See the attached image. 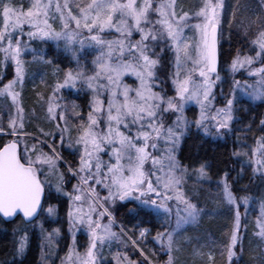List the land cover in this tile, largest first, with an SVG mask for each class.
<instances>
[{
  "label": "snow or ice",
  "instance_id": "1",
  "mask_svg": "<svg viewBox=\"0 0 264 264\" xmlns=\"http://www.w3.org/2000/svg\"><path fill=\"white\" fill-rule=\"evenodd\" d=\"M175 3L176 0H91L86 4L69 0L63 3L28 0L25 5L23 0L18 4L0 0V66L6 67L9 62L15 66L13 79L3 83L0 78V97L11 101L7 111L0 112V216L12 218L22 213L24 221L29 223L45 211L49 217L54 216L55 208L49 205L45 209L44 202L46 187H51L49 176H55L56 192L68 199L69 232L80 226L86 229L89 238L83 254L70 247L65 257L57 255L60 264H113V261L115 264H152L142 250L143 262L130 258L127 253L117 252L112 260L104 256L105 246L119 240L123 234L122 228L120 234L114 230L115 221L109 210V205L117 200H134L138 209L146 214L162 217L161 229L153 239L168 257L165 264H175L172 255L175 236L185 225L196 223L204 211L199 205L198 189L189 192L183 186L190 181L199 185L207 179V166H185L178 158V150L193 129L219 138L232 131L235 98H227L220 108L213 104L214 84L220 79L218 42L225 37L224 4L222 0H203L196 13L198 22L191 24L187 13L176 12ZM258 7L264 13V0H258ZM53 9L63 24L61 31H55L49 22ZM232 15L234 19L235 12ZM71 22L76 30L68 31ZM231 23L228 21L229 28ZM188 28L194 29L198 37L194 57L189 53L192 45L186 42ZM251 28L249 25L245 29L246 37ZM106 32L116 34L115 38L105 39L102 34ZM227 35L230 39L231 31ZM25 36L28 41L24 40ZM34 40H63L65 50L73 53L77 64L85 40L89 47L98 49L91 76L70 70L63 82H58L53 89L54 95L61 89H76L82 81L87 82L92 93L90 111L86 121L81 116L75 136L67 126L66 110L57 112L60 105L53 97L48 98L44 117L48 128L41 126L36 130L37 135L26 128L21 91L17 88L22 89L25 80L22 55L31 50L29 43ZM250 42L255 46V57L240 59L237 56L231 67L235 72L248 65V74L259 79L253 84L245 82L243 86L235 81V87L253 101H264V66L252 68L256 58L264 64V23L258 26ZM76 43L81 46L79 50L74 47ZM167 52L174 54L177 69L172 81L174 94L155 90L158 87L156 70ZM181 71H184L183 76ZM213 73H217L214 79ZM126 77H134V80L128 83ZM190 104L198 106L199 110L191 120L185 114ZM261 131L264 132V120ZM57 139L61 147L66 145L78 157L76 166L68 167V173L77 179L70 193L62 187L66 177L60 170L62 156L56 151ZM45 146L49 151L44 150ZM105 155L107 161L103 159ZM245 155L249 157L253 176L264 181V135L254 138V146ZM149 162L151 169H146ZM219 183L221 199L233 214V227L221 255L226 257L227 264H238L243 252L241 209L246 210L250 200L246 192H234L227 173ZM105 217L107 223H102ZM256 225L255 235L261 241L257 245L256 260L257 264H264V197H261ZM150 233L149 228L139 231L140 237ZM60 235L59 228L45 232L41 226L44 264H49L46 256L52 255L49 249L59 243ZM27 247L25 234L14 246V258L22 259ZM208 260L215 264L212 254L208 255ZM51 264H55V260Z\"/></svg>",
  "mask_w": 264,
  "mask_h": 264
},
{
  "label": "rangeland",
  "instance_id": "2",
  "mask_svg": "<svg viewBox=\"0 0 264 264\" xmlns=\"http://www.w3.org/2000/svg\"><path fill=\"white\" fill-rule=\"evenodd\" d=\"M179 0H176L175 3V10L178 14L180 13H187L188 16L191 18L190 23L195 24L198 22V17L196 16V13L198 12L199 8L202 6L203 0H180V4H178ZM222 0V3L224 4L223 9V19H222V25L225 32V37L223 40H220L222 55L225 56L226 53H229V55L225 56L224 59V65L222 66L221 73L219 74L220 79L215 81L213 92L215 94V100L213 101V104L216 108H220L223 106L224 102L227 98L234 97L237 103L235 104L234 108V116L235 120L232 123V131L229 133V135H232L235 133V137H237L238 133L235 132V130H238L241 126L238 125V119L236 117V109L246 108V104H244V101L250 102L252 104H257L260 102V100L253 101L249 96H247L244 92H241L239 88L235 87V81H240L241 86L247 82V84H253L255 81L259 79V77H253L248 74V65H245L244 68H239L235 72L232 71V61L237 58V56L240 57V59H243L246 56H252L255 57V46L251 44V39L253 37V34L255 33L256 29L261 23H264V13L260 12V9L258 7V0ZM5 2H8V0H5ZM13 3L18 4L20 3V0H12ZM64 0H60V3H63ZM70 3H77V2H83V3H89L91 0H69ZM23 3L25 5L28 4V0H23ZM239 5V7H238ZM255 5L258 7V11H255L257 15H259V19H257V16L254 15ZM73 11H76L75 8ZM233 12H235V18L233 19ZM0 20H2V17H0ZM228 21H232L231 28H229ZM49 22L52 24L55 31H61L63 29V24L61 20L58 18V14H55V9L52 10V16H50ZM249 25H252V28L249 30L248 36H245V29L248 28ZM26 27V26H25ZM68 31L76 30L74 22L70 23ZM80 31V30H77ZM231 31L232 36L229 39L227 33ZM84 35H87L86 30H83ZM105 39H114L116 34H109V33H103L102 34ZM83 38V37H82ZM186 42L192 45V47L189 49V53L191 56H195V41L198 39L197 34L195 33V30L192 28L186 29ZM46 42V41H45ZM49 43H51L52 48L54 50V54H56V57L59 59H62L67 62L68 64V71H72L75 73L76 71L80 70L86 73V75L91 76L93 74V71L95 69V65L93 63L95 56L98 54V49L96 47H89L88 41L85 40V44L83 47V50L80 52V60L79 64H77L76 60L73 58V53L66 51L64 46V41L61 40L59 42L55 40H48ZM77 50L81 48L79 43H76L74 46ZM43 57V59H41ZM172 63L171 67H169V74L168 78H165L163 73L164 71H161L160 73L157 72V83L158 87L155 89L159 91L160 89H163L165 92L169 94H174L175 86L173 84V76L176 72V66H175V58L174 54L172 56ZM22 60L24 61V71H25V80L23 83V88H17V91H21V98L20 102L23 107V96L22 91L27 85V81L31 78V72L33 66H36L40 68L41 70H44L43 74H49L50 78L52 79V83L55 87V85L59 82H63L64 75L68 72H60L61 65L62 64H56L53 66L54 70H49L48 65H50L49 57L44 55V52H39L35 50H29L23 53ZM43 68L44 66H46ZM264 66L262 64L260 58H256L253 61L252 68H258ZM158 70V69H157ZM156 70V71H157ZM53 71V72H51ZM48 72V73H47ZM51 72V73H50ZM184 75V71H181V76ZM52 76V77H51ZM215 77H213L214 79ZM196 79L199 80L200 78L198 75L196 76ZM126 82L132 83L134 80V77H126ZM40 84H42L40 82ZM84 89V90H82ZM87 94V103H86V112H80L79 110L75 109V106L73 105V102L69 101V97L73 95L72 97H82L84 94ZM66 97H68L66 99ZM53 99L56 103L60 105L59 108H57V112L66 110V119L68 120V127L71 129L72 136L76 135V125L81 122V116L83 117V120H87L88 113L90 111V105L92 101V93L87 87V82L82 81L80 84H78L76 89H69L64 88L60 91L56 92L53 96ZM10 98L5 99L3 97H0V112L7 111L8 105L10 104ZM47 104L48 102L43 101L39 106L41 107L39 109V115L42 120L47 122V120L44 119L46 110H47ZM24 108V107H23ZM198 106L190 104L186 109V116L189 120L192 119L193 115H198ZM76 113H80V116H77ZM25 115V125L26 127L29 125L30 121L33 120L35 117H37V112L26 114ZM75 122V123H74ZM38 126L36 129H39L41 126L44 127V123L42 124L37 120ZM167 123V121H166ZM45 128V127H44ZM193 132H197L196 129L192 130ZM201 134L204 138L211 137L214 140H224L226 137H229L227 135L224 138H219L214 135H204L203 132H197ZM186 138V137H185ZM23 139V138H22ZM28 138L29 147H31V141ZM65 139H68V135L65 134ZM185 140V139H184ZM183 143V142H182ZM181 143V145H182ZM180 145V147H181ZM254 146V141H244L240 143L238 142V160H239V166L241 167L240 172L243 173L244 170L249 166L248 159L249 157L245 155L249 151L251 147ZM24 143H21V149H23ZM39 147V145H37ZM69 149V148H68ZM45 151H49L47 146L44 148ZM180 150V148H179ZM178 150V152H179ZM57 151V148H56ZM70 153L73 155V158L75 160V166L77 164V154L74 153L72 150H70ZM58 152V151H57ZM59 153V152H58ZM105 161L108 160L107 155L103 157ZM63 160V158H62ZM64 161V160H63ZM61 163V162H60ZM201 164H204L202 162H198L190 167L196 168L199 167ZM206 165V164H205ZM71 166L68 163H66L63 167L60 164V170L64 172L66 179L64 180L62 187L65 191L71 192L74 185L77 184V179L71 177L70 173H68V167ZM207 166V165H206ZM146 169H151V162L146 164ZM62 168V169H61ZM208 169V178L202 181L199 185H194L191 181L184 185V189L186 191H193L195 189L200 190L201 192H197L198 200L200 196L202 197L201 203L199 204L200 207L203 208L205 211V207H208V200H211V204L215 205L214 208L220 205V202L224 205V208L227 212L229 211V206L226 202H224L221 199L220 193L222 190V185L219 183L221 180L218 181H210L209 179V168ZM153 179H155L153 177ZM224 179V178H223ZM57 183V178L55 176L50 175L49 176V184L51 187H46L49 193V202L48 205H51L55 208V215L52 217H49L47 212H43L42 216L36 222L32 225V227H27V229L23 228L27 236L30 234L31 239H34L37 244L39 245V263L44 264V261L41 259V226L47 231H51L53 228H59L61 230V235L58 237L59 243L57 245L52 246L49 251L52 253L51 256H46V259L48 260L49 264H51L52 260H55V264H60V260L56 259V256L59 257H65L66 254L69 251V248L72 247L74 249V252H79L80 254H83L86 250V247L89 242V238L87 235L86 229L76 226L73 229V232H69V225H68V217L67 212L69 209V203L66 196L60 195L56 192L55 185ZM230 183V182H229ZM231 185V183H230ZM99 190V189H98ZM201 193V195H200ZM103 194V193H102ZM219 200L218 202H215L216 200ZM127 204L132 205L130 208V212L128 214V217H130L129 225L126 229H123L121 224L118 222L117 217L114 215L115 212L118 211V208L121 206H126ZM47 207L45 209H47ZM85 210L87 208V205H84ZM109 210L114 218L115 224H114V230L120 234L121 228L123 229V234L120 236L119 240H113L110 245L105 246L103 249L104 256L107 260H112V256L115 255L117 252H120L121 254L127 253L130 258L138 260L143 262L144 257L140 255V250H142L145 255L149 257L152 264H165V261L167 260V256L165 255L164 251L161 250V247L159 243H157L153 237L155 236L157 230L161 229L162 224V217H158L154 214L148 213L146 214L144 210L138 209V204L134 200H127L124 202H121L117 200L115 204L109 205ZM204 211L198 221L203 219L204 217ZM215 214V213H214ZM145 215H147V218L145 219ZM115 216V217H114ZM260 216V208L258 204L252 199L251 204L244 210V208L241 209V233H244V224H247L248 221H250L252 225V228L254 229V232L258 231L256 221ZM209 218V217H208ZM197 221V222H198ZM196 222V223H197ZM102 223H107V217H105L102 220ZM195 224V223H194ZM194 224H188L185 225L184 228L181 230L179 234L175 236V244H174V252L179 251V247L183 246L186 242L185 239V228ZM141 228H149L151 230L150 235L146 237H140L139 231ZM231 230V229H230ZM183 233V234H182ZM73 236L75 238V244L73 243ZM228 236V235H227ZM258 239V236H256ZM29 241V236H28ZM133 241L135 242V245H133ZM258 241V240H257ZM259 244L258 242H256ZM174 256V255H173ZM208 263L211 264V261L208 260ZM113 264H115V261H113Z\"/></svg>",
  "mask_w": 264,
  "mask_h": 264
},
{
  "label": "trees",
  "instance_id": "3",
  "mask_svg": "<svg viewBox=\"0 0 264 264\" xmlns=\"http://www.w3.org/2000/svg\"><path fill=\"white\" fill-rule=\"evenodd\" d=\"M178 4H180V0ZM254 15L257 16L256 12H254ZM112 34L114 35V33ZM136 38H138V36ZM24 40L28 41L27 36L24 37ZM29 49L39 52L43 51L44 55L49 57V70H54L53 66L56 64H62L60 72L68 71L69 67L67 62L56 57L52 45L48 41H31L29 43ZM227 55H229V53L225 54V56ZM172 56V52H167L157 68V72L159 73L164 71L163 75L165 78L169 77V67H171L173 60ZM225 56H222V66L225 64ZM45 67H47V65L43 68ZM31 68L33 69L31 78L27 81V85H25L22 91V96L24 102L23 107L26 114H35L37 112L38 116L31 120L26 127L33 135H37V120L42 124L44 123L45 128H48V123L40 118L39 109L41 107L39 104H41L42 99L48 102V98L54 96V85L49 74L41 73L44 70L36 66ZM14 76L15 66L11 64V62H9L6 67L0 66V78H2L3 83L13 79ZM40 82L42 84H40ZM72 96L73 95L68 97L69 101L73 102L75 109L79 110L81 113L86 112V92L82 97ZM244 104H246L245 109L241 107L236 109L238 125L241 126L238 130H235V132L238 133L237 137H235V133H233L232 135L228 134L229 137H226L224 140H214L210 136L204 138L195 131L183 141L178 152V158L185 166L189 167L198 162L206 164L209 168V179L213 182L223 179L225 173H227L228 181L231 183L234 192L238 194L246 192L250 204L253 199L260 208L261 197H264V181L253 176L250 166L241 173L238 155H235V153H238L239 141L240 143L243 142V140L246 142L254 141V138L264 135V132L261 131V121L264 120V102L254 105L244 101ZM58 112L60 111L58 110ZM29 140L31 141V139ZM49 143H52V141L49 140ZM55 144L57 151L61 154L63 159L67 161L69 165L75 167V160L68 147L66 145L61 147L58 139ZM61 166L63 167V165ZM198 192L201 191L198 190ZM201 200L202 197L200 196L199 204ZM215 202L219 203V200L217 199ZM207 203L208 207H205L203 219L185 228L183 233H185L186 242L182 247L180 246L178 248V252H174L175 264H209V254L214 256L215 264H227L226 257L221 255V251L224 241L227 239V235L233 227V214L225 210L222 202H220V205L216 208H214L215 205H213V203L211 204V200H208ZM131 207L132 205L130 204L121 206L118 208V211L114 213L118 221L126 228L130 221L128 214ZM146 218L147 215H145V219ZM248 223L251 222L248 221ZM248 223L244 224L245 230L244 233L241 234L243 237V252L239 257L238 264H257V245H259L261 241L259 237L257 239L252 225ZM27 227L32 226L24 225L23 222L18 219L11 223H5L0 219V262H3V264H40V248L34 239L30 240L32 235L30 233L28 235V247L26 248L23 258H14V246L19 238L25 235L22 229H27Z\"/></svg>",
  "mask_w": 264,
  "mask_h": 264
},
{
  "label": "bare ground",
  "instance_id": "4",
  "mask_svg": "<svg viewBox=\"0 0 264 264\" xmlns=\"http://www.w3.org/2000/svg\"><path fill=\"white\" fill-rule=\"evenodd\" d=\"M255 2H257L256 0H254ZM255 10H254V12L255 11H258V7H257V5H255ZM219 48H220V70H219V73L218 74H220L221 73V69H222V50H221V45H220V41H219ZM213 77H215L216 75H212ZM68 97H66V99H67ZM47 123H48V121H47ZM191 133H193V131L191 132ZM191 133L187 136V137H189L190 135H191ZM186 137V138H187ZM20 147H21V145H20ZM61 155V154H60ZM63 158V157H62ZM64 160V159H63ZM63 160H61V165H65L66 163H68L67 161H63ZM69 164V163H68ZM46 193H47V199H46V202H44V207L46 208L47 207V205H48V202H49V193H48V190L46 189ZM18 220H21L22 222H23V224L24 225H27L26 224V222L23 220V219H21V218H18Z\"/></svg>",
  "mask_w": 264,
  "mask_h": 264
},
{
  "label": "water",
  "instance_id": "5",
  "mask_svg": "<svg viewBox=\"0 0 264 264\" xmlns=\"http://www.w3.org/2000/svg\"><path fill=\"white\" fill-rule=\"evenodd\" d=\"M219 70H220V48H219V42H218V64H217V73H219ZM217 73H213L212 75H216ZM0 218L3 221H5L6 223H11V222L15 221L17 218L23 219V216H22V213H17V215L15 217H12V218H3L2 216H0ZM35 220H33L32 222H34ZM26 223L29 224V222H26Z\"/></svg>",
  "mask_w": 264,
  "mask_h": 264
}]
</instances>
